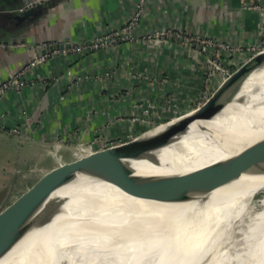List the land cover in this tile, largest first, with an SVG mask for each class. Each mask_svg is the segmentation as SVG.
<instances>
[{"label":"crops","instance_id":"0c3cea01","mask_svg":"<svg viewBox=\"0 0 264 264\" xmlns=\"http://www.w3.org/2000/svg\"><path fill=\"white\" fill-rule=\"evenodd\" d=\"M27 1L0 0V82L27 63L26 45L88 42L119 29L137 2L49 0L22 18L4 11ZM254 3L264 6V0H145L131 30L134 40L54 56L25 71L21 88L0 96L1 121L19 130L0 131V145L12 151L0 163V191L13 177L190 112L202 89L203 55L174 39L142 37L170 29L238 48L260 45L264 11L245 7ZM210 83L214 88L218 77ZM167 126L160 125L157 133ZM78 143L81 149H75ZM86 177L78 175L62 187L70 189Z\"/></svg>","mask_w":264,"mask_h":264},{"label":"bare ground","instance_id":"6f19581e","mask_svg":"<svg viewBox=\"0 0 264 264\" xmlns=\"http://www.w3.org/2000/svg\"><path fill=\"white\" fill-rule=\"evenodd\" d=\"M263 96L264 60L220 112L193 121L184 135L157 149L150 162L133 166V174L187 173L230 160L264 141ZM255 172L250 169L205 194L209 211L131 197L86 177L63 193L52 191L47 201L61 202L44 220L39 221L43 209L33 214L29 227L0 248V264H264V210L248 218L241 251L231 243L223 248L225 234L257 192L262 194L255 203L264 206V172Z\"/></svg>","mask_w":264,"mask_h":264},{"label":"water","instance_id":"95a60500","mask_svg":"<svg viewBox=\"0 0 264 264\" xmlns=\"http://www.w3.org/2000/svg\"><path fill=\"white\" fill-rule=\"evenodd\" d=\"M19 6L4 11L9 16L21 18L32 14V8L21 13L7 12ZM57 46L68 47L62 44ZM263 60L264 47L238 64L199 105L192 109L191 114L158 133H151L152 129L148 128L125 138L102 143L70 159L27 174L26 178L20 181V183L25 181L26 184L18 190L17 194L8 197L7 191H4L0 198V248L8 247L6 244L10 238L21 234L29 227L31 217L39 208L43 209L39 221L44 220L61 202L60 200L47 201L52 191L78 175L105 181L131 197L180 203L189 209L209 211L211 201H207L205 194L234 181L250 169L254 172L258 171L255 173L264 172V141H260L230 160L187 173L169 176L133 174L135 170L133 162H140L141 159H147L150 162L151 157L148 156L150 152L169 145L176 138L184 135L193 121L209 120L220 112L239 84ZM11 74L8 73L7 77ZM10 89L15 87L12 85ZM231 190L234 191L237 188L232 187ZM258 193L262 194L257 192L249 203L259 199L261 195H257ZM196 196L199 197L195 198Z\"/></svg>","mask_w":264,"mask_h":264},{"label":"built area","instance_id":"2783aa9c","mask_svg":"<svg viewBox=\"0 0 264 264\" xmlns=\"http://www.w3.org/2000/svg\"><path fill=\"white\" fill-rule=\"evenodd\" d=\"M47 1L49 0H29L19 7L10 9L7 12L21 13ZM144 1L145 0H137L132 15L122 23L119 29L100 34L88 42L74 43L68 47H58L56 43L46 41L26 45L27 50L31 53L29 60L19 71L12 73L5 80L0 82V96L10 89L12 85L15 89L21 88V75L25 71L42 64L48 58L61 55L66 56L70 53L82 54L100 48L110 47L116 43L134 40L131 30L136 25L138 17L142 12ZM245 7L258 12L264 11V6L261 3H254ZM142 38L145 40H164L167 38L174 39L191 49L192 53L203 55L204 58L201 61L202 89L197 100V105H199L214 89L210 83L211 79L217 76L220 82L238 64L248 58L251 54L264 47V32L262 36V43L260 45H248L245 48L232 46L220 39L203 38L197 35H190L188 33H182L181 31L170 29H159L151 33H146ZM237 55L243 56V59L237 60ZM0 131L11 135L19 133L16 126H6L1 119ZM82 147L83 145L78 143L75 149H81Z\"/></svg>","mask_w":264,"mask_h":264},{"label":"rangeland","instance_id":"374dc122","mask_svg":"<svg viewBox=\"0 0 264 264\" xmlns=\"http://www.w3.org/2000/svg\"><path fill=\"white\" fill-rule=\"evenodd\" d=\"M236 58H237V60H241V59H243V56L237 55ZM262 99H264V96L261 98V100ZM190 111H192V110H190ZM188 112L189 111H187L183 114H180L181 117H183ZM180 115H177L174 118L179 117ZM174 118L159 122L157 125H153V127L151 129L154 130L155 128H157L158 126H160L162 124L165 126H167V125L170 126L172 124V122L177 120V118L176 119H174ZM168 121H170V122H168ZM166 122H168V123L164 124ZM164 147H161V148L163 149ZM9 150L10 149L6 148L5 146L0 145V163L4 162L8 156L12 157V151L10 152ZM151 155H158V154L156 153V150H154L148 154V156H150V157H151ZM144 160L145 159H141L140 162H142ZM140 162H133V166H135L136 164H139ZM30 172L31 171H28L25 174L17 176V178L13 177L11 179V181L7 185H5V187L0 191V198H2V194L4 193V191H7L6 194L8 197L14 196L15 194H17L19 192L18 190L21 187L23 188L25 186L24 184H26L25 181H22L21 183H20V181L23 180L24 178H26L27 174H29ZM68 188L69 187L60 186V187L56 188L53 192L55 193V195H57L58 191H60L62 193V192H65V190L67 191ZM257 195H261V194L258 193ZM255 202H256V200L251 202V205L247 207L246 212L244 214H241V216H240L241 218L239 217L240 221L237 219L236 223L233 224V226H231L230 230L225 234L224 242L225 241L226 242L223 245L224 246L223 248H225V249L228 248V245L231 243L232 245H235L236 250H240V251L242 250V248H243L242 247V237H243V232L246 231V225H247L248 218H252L255 216L256 213L264 210L263 205L262 206L258 205Z\"/></svg>","mask_w":264,"mask_h":264}]
</instances>
